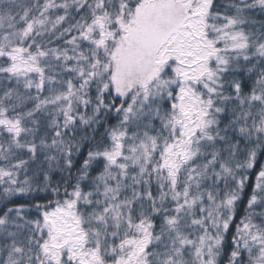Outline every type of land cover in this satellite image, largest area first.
<instances>
[{
    "label": "snow or ice",
    "instance_id": "obj_1",
    "mask_svg": "<svg viewBox=\"0 0 264 264\" xmlns=\"http://www.w3.org/2000/svg\"><path fill=\"white\" fill-rule=\"evenodd\" d=\"M0 264H264V0H0Z\"/></svg>",
    "mask_w": 264,
    "mask_h": 264
}]
</instances>
